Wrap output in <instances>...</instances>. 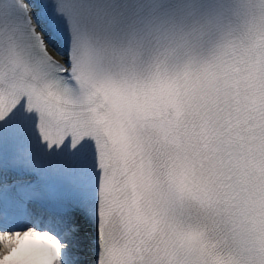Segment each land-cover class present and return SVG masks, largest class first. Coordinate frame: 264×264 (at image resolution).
Segmentation results:
<instances>
[{
  "label": "snow or ice",
  "instance_id": "snow-or-ice-1",
  "mask_svg": "<svg viewBox=\"0 0 264 264\" xmlns=\"http://www.w3.org/2000/svg\"><path fill=\"white\" fill-rule=\"evenodd\" d=\"M0 264H264V0H0Z\"/></svg>",
  "mask_w": 264,
  "mask_h": 264
}]
</instances>
